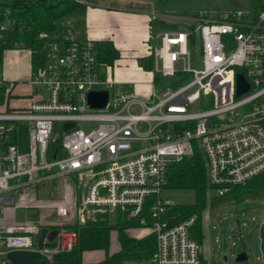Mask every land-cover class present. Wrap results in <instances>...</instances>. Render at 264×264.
<instances>
[{"label":"built area","instance_id":"obj_1","mask_svg":"<svg viewBox=\"0 0 264 264\" xmlns=\"http://www.w3.org/2000/svg\"><path fill=\"white\" fill-rule=\"evenodd\" d=\"M8 15L7 9L2 31L13 23ZM160 17L151 14V20ZM195 17L151 35L147 96L130 90L133 83L106 75L96 43L79 39L71 18L61 20L60 32L46 42L43 66L28 80L30 104L0 108V264H10L11 250H36L55 263L76 241L63 226L83 221L86 206L126 209L131 217L148 210L156 235L151 262L202 264V244L191 235L195 216L179 222L168 217L178 201L166 193L167 171L172 162L192 156L195 144L204 151L208 181L218 196L264 171V9ZM238 74L249 84L241 94ZM168 78L171 84L159 92L155 86ZM103 90L105 107L91 106L89 93ZM195 102L201 108L191 111ZM55 121L63 125L62 139L53 137ZM80 121L93 126L86 131ZM70 122L74 127L66 129ZM21 129L28 134L26 145ZM70 173L85 185L81 205L78 184L70 198L38 200L34 188ZM17 208L45 213L39 220L16 221ZM53 215L56 235L38 246L35 236Z\"/></svg>","mask_w":264,"mask_h":264},{"label":"trees","instance_id":"obj_2","mask_svg":"<svg viewBox=\"0 0 264 264\" xmlns=\"http://www.w3.org/2000/svg\"><path fill=\"white\" fill-rule=\"evenodd\" d=\"M168 0H157L164 5ZM89 3L85 0H0V25L4 21V12L13 23L6 31L0 28V61L6 50L25 48L31 51L33 70L38 71L44 64L45 46L49 36L60 32V22L64 18L77 21L85 15ZM248 9L259 13L264 9V0H250ZM152 34L160 30L181 28L177 23L167 22L163 18L151 21ZM193 35V39H194ZM152 40H150L151 42ZM153 44H150L152 46ZM99 61L104 66H113L120 58V51L111 40L96 42ZM153 55L148 52L139 58V65L146 71L153 68ZM35 71V72H36ZM11 91L0 85V108L9 106ZM10 108V107H9ZM24 109V108H15ZM19 138L28 142V134L21 129ZM82 183L77 185L76 197L81 205L85 192ZM167 189L190 190L194 192V201L178 203L170 208L168 217L173 221L195 216L191 235L200 243L203 240V212L209 205L223 202L239 204L248 199H264V171L246 183L234 187L224 195L213 196V187L209 184L204 156L196 151L192 156L172 162L167 171ZM147 221L142 223L141 219ZM154 218L147 210L139 216H129L126 209L114 211L107 207L86 206L83 209V221L67 223L63 227L76 234V241L69 251L60 253L55 263L40 258L32 264H153L151 258L156 249V235L151 229ZM144 230V235L135 232ZM135 231V232H134ZM112 232L117 233L119 249L110 251ZM103 250L105 257L97 262H85L86 251Z\"/></svg>","mask_w":264,"mask_h":264},{"label":"rangeland","instance_id":"obj_3","mask_svg":"<svg viewBox=\"0 0 264 264\" xmlns=\"http://www.w3.org/2000/svg\"><path fill=\"white\" fill-rule=\"evenodd\" d=\"M92 5H111L115 7H128L133 9H142L143 3L144 11L160 10L162 18L167 22L177 23L180 26H186L191 19H196L195 16L207 14L214 17L225 11H232L238 9H248L250 0H168L164 5H159L157 0H85ZM78 28L84 24V18L77 20ZM156 42V41H155ZM13 51L5 53L4 60L10 67H15L17 64L16 58L9 59ZM19 52L27 51L19 50ZM20 60V59H19ZM194 66L200 68L201 60L194 62ZM3 68V66H2ZM141 79H143L141 77ZM3 80V73L0 66V81ZM171 84V79H164L162 83H158L155 88L160 92L165 86ZM137 91L135 88L130 89ZM191 111H198L201 107L199 102L190 104ZM92 123L80 121L79 128L86 131L90 130ZM63 125L55 121L53 137L62 139L64 135ZM196 150L204 155L201 147L195 144ZM79 182V175L77 173H70L62 177H55L48 180L42 186L34 188L38 200L44 199H60L66 192V186L72 185L76 187ZM83 183V182H82ZM85 183V182H84ZM80 184V183H79ZM83 187L85 192V185ZM23 191H18V197L22 195ZM167 195L176 199L178 203L193 202L194 192L190 190H166ZM212 195L218 196L216 191L210 192ZM34 209L17 208L15 213L16 221H22L29 218ZM41 212V211H40ZM41 219V218H40ZM55 217L48 218L46 222L56 221ZM203 228L205 232L204 245H209L211 259L216 264H264V252L261 249L260 227L264 220V199H248L239 204H232L230 202H223L216 205H209L203 212ZM74 221V220H73ZM144 230H141L143 232ZM112 232V237H113ZM40 237H43V230L40 232ZM39 236H35L38 240ZM41 244L38 243V246ZM36 251V250H34ZM30 253H22L19 255H7L10 264H22L23 261L33 259ZM25 264V263H23Z\"/></svg>","mask_w":264,"mask_h":264},{"label":"crops","instance_id":"obj_4","mask_svg":"<svg viewBox=\"0 0 264 264\" xmlns=\"http://www.w3.org/2000/svg\"><path fill=\"white\" fill-rule=\"evenodd\" d=\"M141 6L142 9H133L111 5L96 6L89 3L85 15L83 16L84 24L78 28L77 21H74V26L76 35L79 39H90L95 43L100 40H111L120 51L121 55L120 58L115 61L113 66L106 67V75L119 82L133 83L137 92L147 96L152 87L151 82L153 75L151 71L144 70L139 65L138 60L140 57L150 52V38L152 35L151 14L156 13L161 16L160 18H162V15L160 14V10L144 11L143 3ZM19 50H25L27 52L24 54V52H19ZM7 51H13L12 54H10L9 59L16 58L18 61L14 68L8 66L4 60ZM0 66L3 73V80L0 82H3L6 87L8 85L12 86L8 107H27L34 98L28 80L36 71L33 70L31 51L25 48L6 50L0 61ZM141 77L143 79H141ZM74 194L75 188L72 185H67L66 192L62 198L66 196L67 198H70ZM33 209L30 217L39 220L44 216L45 212L42 210L36 208ZM51 217L56 218V216L53 215L46 217L45 220H43L41 229V231L43 230V237L39 236L40 233L38 234L39 239H36L37 244H43L47 240V243H49L53 240L50 239V236L55 229V226L52 224L57 222V218L55 219L56 221L46 222V220ZM135 233L140 236L144 235L146 231H138ZM203 235L204 238V228ZM201 244L204 245V239ZM118 249L119 243L117 233L114 232L113 237L111 235L110 251L115 252ZM210 249L209 245H206L203 249L202 264H216L213 259H211V263L209 262L211 258ZM19 253H30L28 254V258H30V256H34L33 259L36 258L34 261H31L32 259L23 261L25 264H32L41 258L39 252L34 250H11L6 254V258L7 255H19ZM105 255L106 254L103 250L86 251L83 254V259L85 262H97L104 259Z\"/></svg>","mask_w":264,"mask_h":264},{"label":"water","instance_id":"obj_5","mask_svg":"<svg viewBox=\"0 0 264 264\" xmlns=\"http://www.w3.org/2000/svg\"><path fill=\"white\" fill-rule=\"evenodd\" d=\"M249 89V84L247 83L245 77L242 74L237 75V93L241 94ZM108 101V92L103 91H92L89 93L88 102L93 107H105ZM74 123H66L65 128L69 129L74 127ZM56 235V231H53L50 239L52 240ZM260 239H261V249L264 252V224L260 227Z\"/></svg>","mask_w":264,"mask_h":264}]
</instances>
